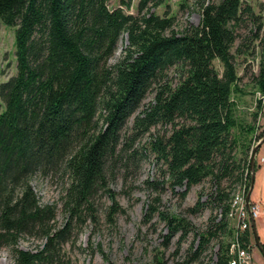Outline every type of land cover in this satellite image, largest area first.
Returning a JSON list of instances; mask_svg holds the SVG:
<instances>
[{
    "label": "trees",
    "instance_id": "trees-1",
    "mask_svg": "<svg viewBox=\"0 0 264 264\" xmlns=\"http://www.w3.org/2000/svg\"><path fill=\"white\" fill-rule=\"evenodd\" d=\"M110 1L0 0V19L16 28L17 58L16 74L0 86V251L8 249L14 264H66L63 247L99 193L111 200L110 215L121 210L110 184L138 166L134 143L149 134V150L165 167L164 184L184 188L182 199L206 181L213 190L205 201L200 193L188 210L212 212L204 232L161 214L169 228L166 242L179 232L183 240L194 234L198 244L188 255L197 262L216 241L215 264H229L234 228L227 216L235 187L251 170L247 137L253 132L236 114L241 51L233 49L242 23L250 24L264 92V15L248 0H221L204 7L199 26L176 33L173 17L151 12L164 0H138L137 15L124 11L129 2L111 9ZM125 35L122 57L111 64ZM172 68L181 72L174 87L166 80ZM153 88L154 99L142 109ZM263 106L259 100L254 119ZM157 127H170V135H152ZM37 176L66 180L61 206L68 216L60 228L56 205L42 204L32 186ZM156 211L150 206L147 215ZM23 237L44 244L22 250Z\"/></svg>",
    "mask_w": 264,
    "mask_h": 264
},
{
    "label": "rangeland",
    "instance_id": "rangeland-1",
    "mask_svg": "<svg viewBox=\"0 0 264 264\" xmlns=\"http://www.w3.org/2000/svg\"><path fill=\"white\" fill-rule=\"evenodd\" d=\"M122 0H111L109 7H121ZM130 6H124L127 14L137 15L138 0H124ZM221 0H164L163 4L152 8L160 17L174 18V31L182 33L186 30L199 26L203 9L210 3ZM256 14L264 15V0H248ZM184 5V6H183ZM250 24H243L239 29V38L233 49V53L240 48V54L236 55V66L240 80L237 84L239 93L233 95L237 104V118L243 128L252 127L253 132L247 137L252 141L251 150L263 139H259L264 133V113L259 112L258 118L254 119L257 112V93L259 71L262 62L260 50L257 43L250 40ZM127 46L125 35L119 43L118 49L110 60L111 64L118 62ZM255 50V52H254ZM244 51V54H243ZM255 53L252 55V53ZM217 70L222 73L221 63L214 62ZM17 71L16 58V28L5 25L0 19V86L6 82ZM181 72L172 68L167 73L166 80L173 87L180 82ZM263 93V92H262ZM155 89H151L145 101L144 109L153 99ZM264 103V102H263ZM4 110V104L0 98V113ZM132 120L129 122L124 133L128 136L132 133ZM170 127H157L151 131L154 136H169ZM150 135L140 137L134 143V149L139 151L141 161L130 172H119L115 180L110 184L116 195V201L121 210L110 215L112 202L104 194L99 193L94 201L91 213L85 217L77 226H74L71 241L64 245L66 264H215L218 243L213 241L203 255L195 262L189 258L191 247H197L198 238L194 234L188 235L184 240L179 232L166 242L169 228L165 215L168 217L176 215L193 223L198 232H204L208 226V219L212 215L210 210L201 214L191 215L188 210L193 207L200 193L202 201L213 192L208 181L191 189L185 199L178 194L184 188L176 187L172 190L169 184H164L165 167L156 155L149 150ZM264 146V145H263ZM262 146V147H263ZM264 158V147L258 152L256 164L259 168L264 164L259 159ZM147 181L152 182L149 185ZM66 180L58 177L37 176L32 181V186L42 204L56 205V223L60 228L67 221V216L62 211L61 197ZM255 202L264 204V180L257 182L256 189L251 196ZM157 209L155 214L147 215L149 207ZM119 209V208H118ZM264 209V208H263ZM218 212H213L216 215ZM234 222L230 221L233 228ZM257 227L264 231V216L257 221ZM260 230V231H261ZM254 232V231H253ZM262 245H264V232L258 231ZM225 242L229 238L222 237ZM43 240L23 237L19 241L18 248L26 251H35L42 247ZM256 264H264V258L259 250H256ZM0 264H14L12 253L8 249L0 251Z\"/></svg>",
    "mask_w": 264,
    "mask_h": 264
},
{
    "label": "built area",
    "instance_id": "built-area-1",
    "mask_svg": "<svg viewBox=\"0 0 264 264\" xmlns=\"http://www.w3.org/2000/svg\"><path fill=\"white\" fill-rule=\"evenodd\" d=\"M257 98L264 102V92H258ZM253 148L250 152V160ZM259 163L264 164V158L259 159ZM249 174L252 173L248 167L244 171L241 182L235 187L230 200L227 217L234 222V234L229 245V255L231 256L229 264H255L254 250L258 248L257 243L253 235L249 239L247 234L253 232V226L264 215V209L259 202L252 199L247 201L251 183Z\"/></svg>",
    "mask_w": 264,
    "mask_h": 264
},
{
    "label": "water",
    "instance_id": "water-1",
    "mask_svg": "<svg viewBox=\"0 0 264 264\" xmlns=\"http://www.w3.org/2000/svg\"><path fill=\"white\" fill-rule=\"evenodd\" d=\"M263 145H264V138L253 148V151H252V156H251V160H250L252 179H251V187H250L249 193L247 195V201H249L251 199V194H252V191H253V188H254V185H255L256 159H257L258 152L262 148ZM253 231H254V236H255L256 243H257V247L263 251L264 248H263V245L261 243L260 236L258 234L257 228L255 227V224L253 226Z\"/></svg>",
    "mask_w": 264,
    "mask_h": 264
},
{
    "label": "crops",
    "instance_id": "crops-1",
    "mask_svg": "<svg viewBox=\"0 0 264 264\" xmlns=\"http://www.w3.org/2000/svg\"><path fill=\"white\" fill-rule=\"evenodd\" d=\"M263 113H264V106H263ZM264 147V146H263ZM262 147V148H263ZM264 180V165L262 166V167H260L259 169H258V171L255 173V185H254V188H253V191H252V194L254 193V190L256 189V185H257V182H262ZM252 194H251V196H252ZM263 208H264V204H263ZM262 216H264V215H262ZM255 227L257 228V231H259V233L261 234V232L263 233L264 231L263 230H259L258 229V227H257V222L255 223ZM262 243V242H261ZM256 250H259L260 252H261V254H262V256H263V258H264V252L261 250V249H259V248H256L255 250H254V258H255V254H256ZM255 264H256V261H255Z\"/></svg>",
    "mask_w": 264,
    "mask_h": 264
}]
</instances>
